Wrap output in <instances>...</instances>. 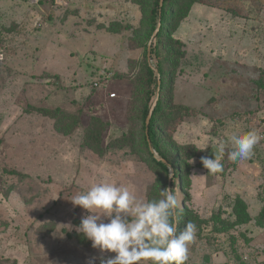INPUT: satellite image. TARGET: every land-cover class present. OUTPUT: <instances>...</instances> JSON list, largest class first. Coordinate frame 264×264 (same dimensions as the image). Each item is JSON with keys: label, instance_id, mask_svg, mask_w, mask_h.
Listing matches in <instances>:
<instances>
[{"label": "rangeland", "instance_id": "obj_1", "mask_svg": "<svg viewBox=\"0 0 264 264\" xmlns=\"http://www.w3.org/2000/svg\"><path fill=\"white\" fill-rule=\"evenodd\" d=\"M151 1L0 0V264H101L114 257L77 231L89 213L71 200L94 183L160 198L164 175L140 150ZM204 1L178 30L181 14L172 19L185 55L165 91L193 110L166 128L189 177L183 189L174 181V195L198 228L186 264H264V141L235 170L227 158L232 134H264V90L257 87L264 0ZM242 14L250 21L236 31L233 18ZM60 112L67 115H48ZM204 153L225 154L223 172L208 174ZM237 197L248 223L233 214Z\"/></svg>", "mask_w": 264, "mask_h": 264}, {"label": "clouds", "instance_id": "obj_2", "mask_svg": "<svg viewBox=\"0 0 264 264\" xmlns=\"http://www.w3.org/2000/svg\"><path fill=\"white\" fill-rule=\"evenodd\" d=\"M261 141L264 134L255 129L243 136L232 134L228 160L241 165L250 161ZM224 151L222 142L220 152ZM200 162L208 174L224 170L220 158L202 156ZM191 177L197 176L193 173ZM159 195V199H141L127 186L102 180L72 198L74 206L89 213L82 217L77 231L94 249L115 253L101 264H186L197 240V225L188 221L181 230L180 205L172 188L161 189Z\"/></svg>", "mask_w": 264, "mask_h": 264}, {"label": "trees", "instance_id": "obj_3", "mask_svg": "<svg viewBox=\"0 0 264 264\" xmlns=\"http://www.w3.org/2000/svg\"><path fill=\"white\" fill-rule=\"evenodd\" d=\"M204 2V0H164L163 6L160 9V0H152L149 15L146 19L147 27L143 32L144 58L142 61V67L145 70L146 76V98L145 105L140 113L142 121L140 150L142 155L146 157L148 164L155 167L159 174L164 175L166 187H168L169 183V172L170 170L173 171L171 184L172 190L175 180H177L180 189L187 187L189 185V177L187 173L188 170L184 166V152L176 145L173 138L167 134L166 128L169 122H175L183 118L185 114L193 111L190 107L176 104L174 99L166 98L165 96L166 88L169 87V85L171 88L174 86L176 76L179 72V62L185 55L181 50L184 48L185 43L176 38L173 32L178 30L181 24L189 17L196 4L205 5ZM176 13H180L181 18L176 26V30L172 32V19L176 16ZM159 21L161 27L150 48V58L154 63V68L158 71L160 86L157 81L158 75L148 61V44ZM257 85L260 90H264V69L260 70V78L257 81ZM158 88V102L148 127L147 137L146 118L152 107V101L154 97L157 96ZM48 115L59 120V118L63 119L67 114L60 112L58 115H53L52 113ZM98 135L100 136L101 133H98ZM127 139V137L124 138L125 144H127ZM88 140H90L89 146L92 149L97 150L99 144L91 139ZM196 152L197 151L194 150V154H196ZM224 155L225 154H222L220 158L222 163L224 162ZM156 156H158V158H156ZM203 156H206L205 153ZM190 157L194 158L196 156L194 155ZM164 161L166 163H164ZM229 166L234 170L237 168L236 163H231ZM177 211L179 213L180 229L183 230L188 221L193 222L192 214L186 209L180 210L178 208ZM233 214L235 215L238 224L248 223L252 220L244 201L238 197L233 206ZM259 217L264 219V208L260 211ZM218 220H220L218 221L219 225H225L224 220H221L219 217Z\"/></svg>", "mask_w": 264, "mask_h": 264}, {"label": "water", "instance_id": "obj_4", "mask_svg": "<svg viewBox=\"0 0 264 264\" xmlns=\"http://www.w3.org/2000/svg\"><path fill=\"white\" fill-rule=\"evenodd\" d=\"M163 2H164V0H160V4H159L160 9H161L162 6H163ZM160 12H161V10H160ZM160 27H161V23H160V21H159V22H158V25H157V28H156L154 34L152 35L151 40H150V42H149V44H148V61H149V63L151 62V58H150V48H151V46H152V43H153L155 37L157 36V34H158L159 30H160ZM152 68H153V67H152ZM153 70H154V71L156 72V74L158 75V71H157L155 68H153ZM158 85L160 86V78H159V75H158ZM157 92H158V93H157V96H156V100H155V102L153 103V105H152V107H151V109H150V111H149V114H148V116H147V118H146V135H147V137H148V127H149V124H150L151 118H152V116H153V113H154V111H155V109H156L157 102H158L159 88H158V91H157ZM156 158H157V157H156ZM164 163H166V162L164 161ZM172 178H173V175H172L171 178L169 179L168 187H171V184H172Z\"/></svg>", "mask_w": 264, "mask_h": 264}, {"label": "crops", "instance_id": "obj_5", "mask_svg": "<svg viewBox=\"0 0 264 264\" xmlns=\"http://www.w3.org/2000/svg\"><path fill=\"white\" fill-rule=\"evenodd\" d=\"M194 8L195 7H193V9H192V11H191V13H190V15H189V19L191 18V17H193V14L194 13H192L193 12V10H194ZM200 11H201V9H200ZM244 14V13H243ZM238 15V16H236L235 18H233V21H235L234 23H235V25H234V27L236 28V31L238 30V25H239V23L238 22H240V21H243V22H245L246 21V23L247 22H249L250 20H249V18L247 17V15ZM188 19V20H189ZM237 34H238V32H236ZM262 69H264V67H262Z\"/></svg>", "mask_w": 264, "mask_h": 264}, {"label": "built area", "instance_id": "obj_6", "mask_svg": "<svg viewBox=\"0 0 264 264\" xmlns=\"http://www.w3.org/2000/svg\"><path fill=\"white\" fill-rule=\"evenodd\" d=\"M0 58H1V56H0ZM94 87L98 88L99 87V83L98 82L94 83ZM110 97L111 98H115L116 94H111Z\"/></svg>", "mask_w": 264, "mask_h": 264}]
</instances>
